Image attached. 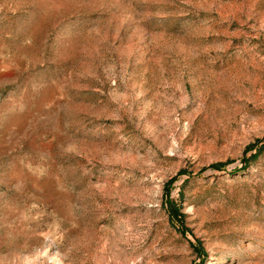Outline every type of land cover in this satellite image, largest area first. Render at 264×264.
Returning a JSON list of instances; mask_svg holds the SVG:
<instances>
[{
  "label": "rangeland",
  "instance_id": "1",
  "mask_svg": "<svg viewBox=\"0 0 264 264\" xmlns=\"http://www.w3.org/2000/svg\"><path fill=\"white\" fill-rule=\"evenodd\" d=\"M0 264H264V0H0Z\"/></svg>",
  "mask_w": 264,
  "mask_h": 264
}]
</instances>
